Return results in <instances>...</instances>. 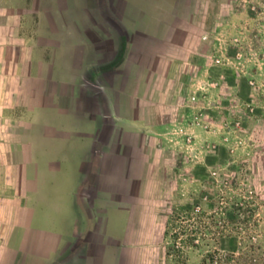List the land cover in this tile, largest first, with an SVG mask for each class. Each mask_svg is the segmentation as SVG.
Here are the masks:
<instances>
[{
    "label": "crops",
    "instance_id": "crops-1",
    "mask_svg": "<svg viewBox=\"0 0 264 264\" xmlns=\"http://www.w3.org/2000/svg\"><path fill=\"white\" fill-rule=\"evenodd\" d=\"M107 2L50 0V12L40 8L35 23L31 12L19 11L21 1L3 12L0 45L18 53L6 59L9 86L2 91L16 92V71L26 78L16 95L17 119L27 131L17 139L28 152L19 158L11 195L21 244L0 247V264L115 263L124 233L118 209L129 212L137 180L131 159L168 128L180 102L173 100L171 60L197 53L200 37L218 44L227 12L245 7L218 8L213 0L183 8L177 0ZM63 10L66 20L53 18ZM56 175L64 182L55 184Z\"/></svg>",
    "mask_w": 264,
    "mask_h": 264
},
{
    "label": "rangeland",
    "instance_id": "rangeland-1",
    "mask_svg": "<svg viewBox=\"0 0 264 264\" xmlns=\"http://www.w3.org/2000/svg\"><path fill=\"white\" fill-rule=\"evenodd\" d=\"M20 1L19 11L31 12L32 23L40 8L50 12V0H0V24L4 10L22 7ZM192 1L176 4L183 8ZM213 3L245 7L227 12L229 25L216 35L218 44L210 47L200 37L197 53L171 60L173 100L180 102L169 113L175 119L168 128L131 159L137 180L129 212L118 209L124 233L114 264H264V0ZM52 16L67 19L65 10ZM170 50L178 57L176 46ZM9 52L13 58L18 49L0 45V247L21 244L11 195L28 152L17 139L27 131L17 119L16 95L26 78L16 71V92L2 91L9 86ZM140 59L147 62L148 56ZM53 182L64 181L56 175ZM25 233L28 244L32 233Z\"/></svg>",
    "mask_w": 264,
    "mask_h": 264
},
{
    "label": "trees",
    "instance_id": "trees-1",
    "mask_svg": "<svg viewBox=\"0 0 264 264\" xmlns=\"http://www.w3.org/2000/svg\"><path fill=\"white\" fill-rule=\"evenodd\" d=\"M243 215H244V214H243ZM243 215H242V216H243Z\"/></svg>",
    "mask_w": 264,
    "mask_h": 264
}]
</instances>
